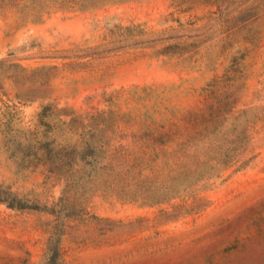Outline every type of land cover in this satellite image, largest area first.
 <instances>
[{
	"label": "rangeland",
	"instance_id": "1",
	"mask_svg": "<svg viewBox=\"0 0 264 264\" xmlns=\"http://www.w3.org/2000/svg\"><path fill=\"white\" fill-rule=\"evenodd\" d=\"M0 264H264V0H0Z\"/></svg>",
	"mask_w": 264,
	"mask_h": 264
},
{
	"label": "trees",
	"instance_id": "2",
	"mask_svg": "<svg viewBox=\"0 0 264 264\" xmlns=\"http://www.w3.org/2000/svg\"><path fill=\"white\" fill-rule=\"evenodd\" d=\"M0 200H5L11 207L17 208H26L29 205L24 201L23 197H19L18 195L11 193L7 190H3L0 188Z\"/></svg>",
	"mask_w": 264,
	"mask_h": 264
}]
</instances>
